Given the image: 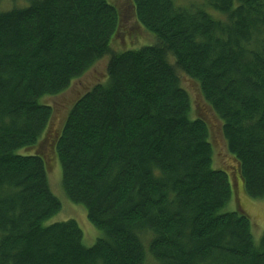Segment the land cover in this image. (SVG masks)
<instances>
[{
	"label": "trees",
	"instance_id": "16d2710c",
	"mask_svg": "<svg viewBox=\"0 0 264 264\" xmlns=\"http://www.w3.org/2000/svg\"><path fill=\"white\" fill-rule=\"evenodd\" d=\"M126 3L0 11V264H264V232L255 243L250 217L224 210L235 177L212 166L209 126L181 81L221 121L244 192L264 199V0ZM126 9L153 39L112 51ZM105 57V80L50 140L67 199L102 232L85 246L76 221L44 223L61 202L40 148L54 112L42 99Z\"/></svg>",
	"mask_w": 264,
	"mask_h": 264
},
{
	"label": "rangeland",
	"instance_id": "374dc122",
	"mask_svg": "<svg viewBox=\"0 0 264 264\" xmlns=\"http://www.w3.org/2000/svg\"><path fill=\"white\" fill-rule=\"evenodd\" d=\"M123 10L128 0H109ZM29 4V0H0V11L6 12L14 8H22ZM125 10V9H124ZM152 36L141 27L135 26L134 20L127 9L123 14L120 28L117 35L111 41L112 51H123V49H134L152 42ZM108 58L105 57L95 65L91 66L84 75L73 80L70 86L63 92L47 96L42 102L52 106L54 112L49 123V128L40 145L47 158V177L52 193L60 200L61 209L45 220V224L66 221H76L83 233V244L91 246L97 238L102 235L101 230L95 227L87 218L86 210L81 204H75L67 199L61 184L60 164L52 149L51 141L57 134L65 121L67 112L74 99L89 90L96 83L103 82L106 78V65ZM183 87L188 91L192 107L196 115L204 118L209 126V141L212 145L213 159L212 166L226 170L230 176L234 175L232 196L224 210L231 211L236 208L245 212L251 220V232L255 243H258L261 234L264 232V199L249 197L243 189L242 183L236 176L237 162L229 153L226 141L221 131V121L212 112L210 107L203 101L199 87L194 80L181 75ZM31 149L30 151H32ZM24 152V150H21Z\"/></svg>",
	"mask_w": 264,
	"mask_h": 264
}]
</instances>
